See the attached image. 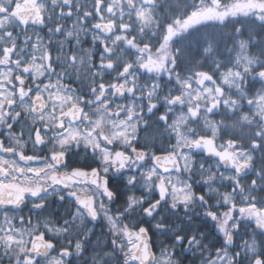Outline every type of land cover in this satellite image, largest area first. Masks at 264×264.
Masks as SVG:
<instances>
[{
    "label": "snow or ice",
    "instance_id": "1",
    "mask_svg": "<svg viewBox=\"0 0 264 264\" xmlns=\"http://www.w3.org/2000/svg\"><path fill=\"white\" fill-rule=\"evenodd\" d=\"M0 264H264V0H0Z\"/></svg>",
    "mask_w": 264,
    "mask_h": 264
}]
</instances>
